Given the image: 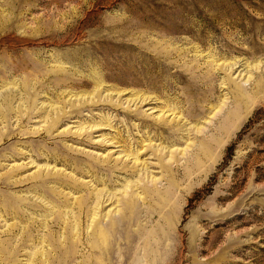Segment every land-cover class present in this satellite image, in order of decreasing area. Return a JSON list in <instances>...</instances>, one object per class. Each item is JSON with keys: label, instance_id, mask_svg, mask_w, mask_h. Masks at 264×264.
Here are the masks:
<instances>
[{"label": "rangeland", "instance_id": "obj_1", "mask_svg": "<svg viewBox=\"0 0 264 264\" xmlns=\"http://www.w3.org/2000/svg\"><path fill=\"white\" fill-rule=\"evenodd\" d=\"M62 263L264 264V0H0V264Z\"/></svg>", "mask_w": 264, "mask_h": 264}, {"label": "bare ground", "instance_id": "obj_2", "mask_svg": "<svg viewBox=\"0 0 264 264\" xmlns=\"http://www.w3.org/2000/svg\"><path fill=\"white\" fill-rule=\"evenodd\" d=\"M59 258V257H58ZM64 258V257H63ZM61 259V258H60ZM63 264V263H62Z\"/></svg>", "mask_w": 264, "mask_h": 264}, {"label": "trees", "instance_id": "obj_3", "mask_svg": "<svg viewBox=\"0 0 264 264\" xmlns=\"http://www.w3.org/2000/svg\"><path fill=\"white\" fill-rule=\"evenodd\" d=\"M229 149H231V147H229Z\"/></svg>", "mask_w": 264, "mask_h": 264}]
</instances>
